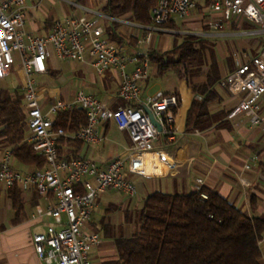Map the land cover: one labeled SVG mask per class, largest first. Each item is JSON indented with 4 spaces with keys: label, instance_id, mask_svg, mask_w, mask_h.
Listing matches in <instances>:
<instances>
[{
    "label": "built area",
    "instance_id": "built-area-1",
    "mask_svg": "<svg viewBox=\"0 0 264 264\" xmlns=\"http://www.w3.org/2000/svg\"><path fill=\"white\" fill-rule=\"evenodd\" d=\"M29 1L0 0V81L6 78L18 56L24 75L25 143L45 160V166L23 173L14 167L12 151L8 150L0 164V184L8 190L16 186L24 190L35 189L47 201L48 207H37L34 218L49 220L32 236L33 249L40 261L44 264H99L93 259L92 252L103 245L104 239L90 227L99 196L111 191L133 199L139 192L138 180L182 176V165L156 147L162 140L174 142L180 98L159 91L143 99V84L151 77L150 56L140 51L131 55L128 46L107 38L102 19H116L98 13H93L96 16L93 18L57 19L47 37H37L26 30L31 9ZM156 2L151 11V26H139L146 36H137V46L149 43L156 31L161 30L159 28L174 19H189L198 8L199 0ZM233 18L246 19L255 29L245 34L260 36L264 41V0L209 2L206 23L210 29L218 30L222 21ZM171 33L172 36L177 34ZM53 56L88 64L102 77L107 72H115L119 77L115 97L122 104L115 109L108 108L94 95L80 91L73 100L52 101L44 109L35 77L46 73V62ZM221 88L239 100L229 119L245 116L264 133V44L257 55L238 63L237 68L221 81ZM76 110L86 113L85 126L77 131L58 126L57 119L61 114ZM107 123H114L129 137L131 145L123 156L101 167L95 161L61 153L65 143L95 147L110 143L105 134ZM258 162L256 155L250 157L244 170H253ZM241 181L244 186L248 185ZM204 187V178L196 177L193 192L202 202L209 199ZM262 259L264 261V257Z\"/></svg>",
    "mask_w": 264,
    "mask_h": 264
},
{
    "label": "crops",
    "instance_id": "crops-1",
    "mask_svg": "<svg viewBox=\"0 0 264 264\" xmlns=\"http://www.w3.org/2000/svg\"><path fill=\"white\" fill-rule=\"evenodd\" d=\"M74 1L79 4L76 5L77 10L71 6L69 7L68 3L62 0L29 1L31 9L26 22V30L37 37H47L52 30L54 21L57 19L96 17L93 13L104 15L101 10L99 13L85 6V0ZM210 1L199 0L198 8L189 19L185 21L174 19L167 26L159 28L161 30L156 31L149 43L140 46H137L136 38L137 36H146V32L139 28L143 25H138L131 20V16L116 21L102 19V23L106 27V35L109 39L107 30L112 27L113 22L119 24L116 35L122 42L120 45L128 46V52L131 55L138 51L148 53L149 56L152 53L164 54L172 50L174 46L181 44L187 36L200 37L208 44V64L212 61L217 63L222 81L237 68L238 63H243L253 57L251 49L247 46V39L256 40L258 38L256 55L261 51L264 41L260 36H247L245 34L254 30L255 26L243 18L222 21V26L218 30L210 29L206 23ZM181 26L182 29H180ZM171 32H176V37H182L180 42H177L176 37H174L175 39L172 37ZM163 33H170V39L163 37L162 40L154 43V39ZM223 40L230 41V48L224 45ZM15 59L17 67L15 69L12 67L6 78L0 81V91L8 89L11 92L16 90L22 92L24 75L19 57L16 56ZM64 66L69 69L64 71ZM151 67V77L143 84V99L159 91L179 95L180 98V107L176 115L177 134L174 142L162 140L157 144L162 147H156L169 153L177 163L182 165L180 169L182 176L148 181L161 182L165 194L174 195L176 191L189 194L193 192L195 178L202 176L205 180L204 190L217 193L250 217L264 218L263 131L253 126L245 116L229 119V114L238 105V101L236 98L235 100L229 99L225 95L227 93L220 88L218 90L223 97V103L220 105L214 104L212 111L214 113L227 111L228 116L219 120L210 129L189 131L186 127V121L194 99L192 87L204 85L206 83V73L191 74L186 81L179 77L180 81L178 79L177 86L167 89L160 86L161 88L155 92L158 85L153 84V80L157 77L167 79L168 72L160 75L157 64L152 63ZM46 68L45 74L35 77L44 109H47L52 101H71L80 91L94 95L100 101L106 103L108 108L115 109L122 104L115 97L119 88V77L115 72H107L102 77L88 64L64 61L54 56L47 60ZM132 70L133 67H129V71ZM8 78L15 79L12 86L5 83ZM0 130L2 129L0 128ZM113 132L124 134V136L112 138ZM196 133H199V135ZM105 134L111 142L102 147L81 143H65L61 146V153L68 157L86 158L95 161L101 167H106L113 159L123 156L131 144L129 145L128 135L120 132L114 123L105 125ZM8 150L10 148L4 144L3 138H0V164L5 152ZM254 155L259 158L257 166L251 171H245L246 162ZM13 165L23 173L38 169L35 166L20 165L15 160ZM241 180L248 183V185L244 186ZM140 181H137L139 189L137 197L131 199L122 193L110 191L101 194L99 196L100 201L106 195L118 196L120 198L116 202L119 207L127 205V210H133L136 207L141 210L144 203L142 201L138 202L141 200L140 193L143 189ZM21 189L23 193L20 198V207L17 209L9 195V190L0 184V264H44L35 254L32 236L42 229L45 223L49 222L48 219L42 221L34 219L37 207L46 209L48 203L39 196L35 189ZM148 196L145 195L143 199L146 200ZM113 205V203H108L106 207L102 208L101 203L99 204L97 201V209L90 223L92 230L98 233L102 231L104 235L103 245L92 252L93 259L99 264H110L117 255L114 242L116 234L107 222L108 217L115 212ZM260 250L262 257H264V240L260 245Z\"/></svg>",
    "mask_w": 264,
    "mask_h": 264
},
{
    "label": "trees",
    "instance_id": "trees-1",
    "mask_svg": "<svg viewBox=\"0 0 264 264\" xmlns=\"http://www.w3.org/2000/svg\"><path fill=\"white\" fill-rule=\"evenodd\" d=\"M101 12L112 18L131 16V20L149 26L156 0H101ZM119 24L107 30L110 40L122 44L116 35ZM208 44L197 36L164 54L152 53L150 60L163 75L176 70L182 80L198 72L206 73V83L192 87L194 99L188 111L189 131L210 129L228 116L227 111L214 113L212 106L222 104L221 76L215 61L208 64ZM179 97V95H176ZM87 123L86 113L76 110L61 114L59 127L77 131ZM0 138L12 151L14 160L23 166L42 169L45 160L25 143L26 114L23 94L16 90L0 91ZM209 199L202 202L196 193L169 195L154 193L139 211L138 227L129 236L114 237L117 255L110 264H264L259 242L264 239V218L242 213L217 193L207 190ZM22 189L9 190L14 206L19 209Z\"/></svg>",
    "mask_w": 264,
    "mask_h": 264
},
{
    "label": "rangeland",
    "instance_id": "rangeland-1",
    "mask_svg": "<svg viewBox=\"0 0 264 264\" xmlns=\"http://www.w3.org/2000/svg\"><path fill=\"white\" fill-rule=\"evenodd\" d=\"M64 2H67L69 5V7H73L77 10L76 5L77 2H75L74 0H62ZM71 3V5H70ZM104 1L101 0H85L84 5L89 7L90 9H93L95 12H99L102 8V6L104 5ZM74 4V5H73ZM183 27L181 26L180 29H182ZM178 32V31H176ZM163 37L165 38H169L171 37L170 33H163V34H159L158 38L154 39V43L156 41L162 40ZM173 38L176 36H172ZM182 37H176L177 42H180V39ZM175 39V38H174ZM247 46H249V48L251 49L252 55H256V51H257V45H258V38L256 40L253 39H247ZM224 45H226L227 47L230 48V41L229 40H223ZM226 48V47H225ZM17 62V61H16ZM17 66H13V69H15ZM64 71H66V69H69L68 67L64 66ZM178 79H179V75L178 72L176 70H171L167 73V79H163L161 77H157L153 80V84H157V88L155 89V92L157 90H159L162 86L164 88H172V86H177L178 84ZM180 81V79H179ZM15 82V79L13 78H8L5 83L8 84L9 86H12ZM221 90H223L222 88H220ZM229 99H234L233 97L225 94ZM75 98V97H74ZM237 99V98H236ZM237 101H239L237 99ZM114 131V130H113ZM112 138H118V136H124L119 134L118 132H113V134L111 135ZM131 143H129L130 145ZM158 146V145H157ZM158 147H162V146H158ZM140 183L143 186V189H141V200H137L138 202H143L145 201V199H143L145 197V195H151L154 193H161V194H165V192H163L165 189L162 186L161 182H154V181H144L141 180ZM175 194H179L178 191H176ZM103 196V195H102ZM103 200L100 201V198L98 200L99 204L101 203L102 208L106 207L108 205V203H113L114 205V213L111 214L108 219L107 222L110 225L111 229L113 230L114 234L116 235H125V236H129L131 235L133 232H135L137 230L138 227V217H139V211L140 209L138 207L134 208L133 210H127L128 207L127 205L124 207H119L117 204V200L120 198L118 196H113V195H106L103 196ZM99 234L104 238V235L102 233V231L99 232Z\"/></svg>",
    "mask_w": 264,
    "mask_h": 264
},
{
    "label": "water",
    "instance_id": "water-1",
    "mask_svg": "<svg viewBox=\"0 0 264 264\" xmlns=\"http://www.w3.org/2000/svg\"><path fill=\"white\" fill-rule=\"evenodd\" d=\"M155 123V122H154Z\"/></svg>",
    "mask_w": 264,
    "mask_h": 264
}]
</instances>
